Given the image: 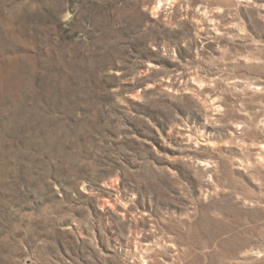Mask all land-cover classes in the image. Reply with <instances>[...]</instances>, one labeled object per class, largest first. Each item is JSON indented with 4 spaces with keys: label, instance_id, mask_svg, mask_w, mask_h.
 Instances as JSON below:
<instances>
[{
    "label": "rangeland",
    "instance_id": "obj_1",
    "mask_svg": "<svg viewBox=\"0 0 264 264\" xmlns=\"http://www.w3.org/2000/svg\"><path fill=\"white\" fill-rule=\"evenodd\" d=\"M0 264H264V0H0Z\"/></svg>",
    "mask_w": 264,
    "mask_h": 264
}]
</instances>
